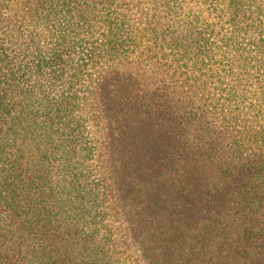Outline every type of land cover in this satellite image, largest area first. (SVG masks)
Listing matches in <instances>:
<instances>
[{
  "label": "trees",
  "instance_id": "obj_1",
  "mask_svg": "<svg viewBox=\"0 0 264 264\" xmlns=\"http://www.w3.org/2000/svg\"><path fill=\"white\" fill-rule=\"evenodd\" d=\"M117 228L264 264V0H0V264H129Z\"/></svg>",
  "mask_w": 264,
  "mask_h": 264
},
{
  "label": "rangeland",
  "instance_id": "obj_2",
  "mask_svg": "<svg viewBox=\"0 0 264 264\" xmlns=\"http://www.w3.org/2000/svg\"><path fill=\"white\" fill-rule=\"evenodd\" d=\"M102 166H103L102 175H103L104 179L106 178L105 181H106V184L108 185V189H109V177H108V173H107V168L105 166V160H104ZM107 180H108V182H107ZM113 208H114V205L111 203V208H109L111 210V212H110L109 216H112V218H111L112 221L110 218H108V220L110 221V223H112V226H113V223H116L115 222V220H116L115 212L116 211H115V209L113 210ZM111 230L114 233V235L111 237L112 242L115 243V246H117L118 251L120 253H122V257L126 255L128 258L127 262L129 264H139L138 258L135 256V254L127 253L128 248H130V247H129V245H127V240H126V237L124 236L123 232L117 228L116 229L117 232L115 231L116 232V234H115L114 230L113 229H111Z\"/></svg>",
  "mask_w": 264,
  "mask_h": 264
}]
</instances>
